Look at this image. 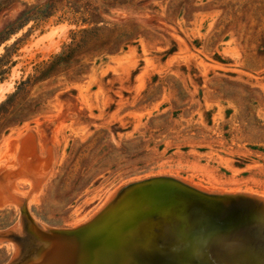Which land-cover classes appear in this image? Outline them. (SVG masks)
Returning <instances> with one entry per match:
<instances>
[{"label":"rangeland","instance_id":"374dc122","mask_svg":"<svg viewBox=\"0 0 264 264\" xmlns=\"http://www.w3.org/2000/svg\"><path fill=\"white\" fill-rule=\"evenodd\" d=\"M37 1L0 0V30ZM88 1L106 26L92 43L79 42L90 24L67 0L0 41V166L15 169L3 141L25 129L45 157V125L58 121L31 215L73 226L125 182L157 174L264 196V0ZM18 215L4 203L0 230ZM12 252L1 243L0 264Z\"/></svg>","mask_w":264,"mask_h":264},{"label":"water","instance_id":"95a60500","mask_svg":"<svg viewBox=\"0 0 264 264\" xmlns=\"http://www.w3.org/2000/svg\"><path fill=\"white\" fill-rule=\"evenodd\" d=\"M57 126V119L45 125V157L28 131L15 169L0 166V207H19L17 220L0 230V244L13 246L5 264H264V196L205 190L169 174L125 182L76 225L41 224L27 200L38 201ZM16 177L29 182L27 194L12 192Z\"/></svg>","mask_w":264,"mask_h":264},{"label":"trees","instance_id":"16d2710c","mask_svg":"<svg viewBox=\"0 0 264 264\" xmlns=\"http://www.w3.org/2000/svg\"><path fill=\"white\" fill-rule=\"evenodd\" d=\"M11 1H8L9 4ZM68 8L74 14L80 13L82 17V22L89 23V27H82L78 31L81 34L79 40L80 43L87 45L100 38V29L104 27V20L100 17L98 12V7L93 5L91 2L86 0L85 2L81 0H67ZM56 8V0H43L37 1L31 4H25V7L21 9L17 15L8 20L4 27L0 30V41L2 39L8 38L12 33L16 32L18 29L22 28L30 20H34L36 23L46 19L51 16ZM102 22V24H100ZM54 66V63L50 67L41 73V77L45 76ZM25 82H21L24 84Z\"/></svg>","mask_w":264,"mask_h":264},{"label":"bare ground","instance_id":"6f19581e","mask_svg":"<svg viewBox=\"0 0 264 264\" xmlns=\"http://www.w3.org/2000/svg\"><path fill=\"white\" fill-rule=\"evenodd\" d=\"M26 130L27 129H25L24 132ZM24 132L20 131L18 136H17L18 138H15L12 134H10L3 141V144H4L5 147H4L3 151H2L1 157L5 158V164H7V165H9L11 167L17 166V164H16V154H17V151H18V148H19V138L24 136V134H25ZM16 189L17 188H15V190ZM15 205H16V203H15Z\"/></svg>","mask_w":264,"mask_h":264}]
</instances>
